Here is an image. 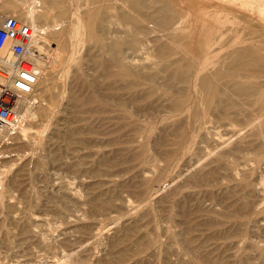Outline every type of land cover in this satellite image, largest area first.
Segmentation results:
<instances>
[{
    "label": "rangeland",
    "instance_id": "1",
    "mask_svg": "<svg viewBox=\"0 0 264 264\" xmlns=\"http://www.w3.org/2000/svg\"><path fill=\"white\" fill-rule=\"evenodd\" d=\"M24 1L7 8L8 1L0 0V13L25 20ZM136 1L149 13L164 7L170 15L179 13L180 42L188 50H239L220 73L260 87L257 93L264 95V57L258 55L264 51V0ZM60 5L64 14L55 11L47 21H56L57 28L37 27L46 53L29 107L20 109L27 132L20 129L1 146L0 264H264V117L229 95L240 115L215 122L189 149L192 135L186 130L174 137L170 122L163 121L168 114L135 112L155 101L185 110L195 104L192 86L185 91L173 79L165 81L167 89L162 75L155 77L157 86L138 78L155 73L158 60L151 54L161 34L128 1ZM123 13L128 24L120 19ZM73 21L79 24L67 46L57 45L56 35ZM136 35L138 48L116 46ZM189 55L180 63L194 78L202 66ZM115 56L125 75L109 62ZM252 60L259 65H247ZM138 79V89H131ZM145 93L151 98L133 102ZM113 96L135 112L134 125L124 111L114 112ZM136 155L145 166L134 161Z\"/></svg>",
    "mask_w": 264,
    "mask_h": 264
},
{
    "label": "bare ground",
    "instance_id": "2",
    "mask_svg": "<svg viewBox=\"0 0 264 264\" xmlns=\"http://www.w3.org/2000/svg\"><path fill=\"white\" fill-rule=\"evenodd\" d=\"M6 1H8L6 2L7 8H19L20 7L19 2L21 0H13V1L6 0ZM118 1H122V2L128 1L132 10L136 12L140 11L141 17L145 19V21H147L148 23L147 27L152 28L151 30H156L158 34H161L160 38H156L154 40L155 47H156L155 53L151 54L153 58H156L158 60V62L155 63L156 66H158L156 67L155 73L153 74L151 73V76H148L147 78L144 77L145 79L142 78L143 76H140V74L137 73L138 78H141V80H144L146 82L154 83V85L157 86V83L155 82V77L162 75L164 82L165 81L169 82L174 79L175 80L174 82L176 85L184 84V87L182 88L185 91L189 90L191 86L194 88L193 93L195 96V104L193 108H190L187 110H185L184 108H171V107L165 108L164 106L162 107L161 105H155V102H156L155 101L151 103L148 106V108H135L136 113L145 111L152 115H160L164 113V114H168L169 116H172V118H168L169 116L166 115L163 121L170 122L174 137L180 136L181 132H185L186 130L189 132V134L192 135L191 139H189L191 143V145L188 146L189 149L191 148L192 145L194 146L195 144H197L199 139L207 137L209 135V126L213 125L215 122L223 123L229 120L233 114H235L236 116L240 115L241 111L239 110V108L241 107L237 106V104H235V101L230 99V96H234V98L241 100L243 102V105L245 104V105H248V107L253 108V112H256L259 115V117H264V95L257 93V91L261 90V88L259 87L256 90L255 88H252L244 83H241L242 82L241 79L235 76L227 75L225 71L220 73V70H224L226 67H228L227 64H229L230 58L236 57L237 52L235 51H239V50H232L231 48L228 49V46H224V45L223 46L218 45L216 47L212 46L209 48H205L204 46H197L195 48L194 47L189 48L188 50L187 46L183 45V43L180 42L183 40L180 38V35L178 32L179 24L181 22V16L179 15V13H176V17H175V15L172 13L170 15L169 7H164V8H160L159 12H157L156 13L157 15H156L155 13L154 14L149 13L143 2H137L136 0H118ZM42 2L44 4V7L42 8V10H37L36 6L39 5V3L42 4ZM61 2L62 0H25L24 3L28 5V8L21 10L24 14L25 20L21 19L18 16L16 17L25 21L26 23L31 24L32 26L36 28L39 27L40 25H43V27L45 28L44 31H47L50 28L55 29L59 26L58 23L53 20L55 25L51 26L47 23V21L50 15L55 11H56V14L54 15L56 16L58 14L59 15L64 14L65 10L61 7L60 5ZM12 13L14 12H11V14ZM3 16L5 15L0 13V20ZM160 16H164V18L159 19L158 17ZM165 16H167L168 18L165 19ZM169 16H172V19L169 18ZM120 17H121L120 19L122 20V23L128 24V22H130L129 21L130 18L127 14L123 13L121 14ZM150 23H154V25L149 26ZM78 24L79 22L73 21L71 26H69L70 27L69 29H65L62 32L58 33L55 37L57 45H60L63 47L67 46L68 41L71 37V34L77 29ZM136 25L137 27H141L140 26L141 24L139 22H137ZM170 28L174 29V31H172L173 34L171 37H170V32H169ZM40 32L42 33L43 30H40ZM145 36H149V35L146 34ZM128 37H129V34H126L125 38H128ZM125 38H120V41L117 42L118 44L116 43V46L118 47L120 51H122V49H124L126 46L133 50L138 48V45L140 44L138 35L131 36L128 40H126ZM163 38L172 39L176 41L177 44L180 43L181 44L179 46L180 49L173 48V47H167L164 42H160ZM224 39L225 37H223V40ZM220 51L224 52V55L221 57H218V59L215 58V55H217ZM45 53H46L45 47L39 45V37L35 36L30 44L28 58L39 70L38 81H40L41 79V74H42L41 72L43 68L42 65L44 64V57H45L44 54ZM190 53L198 57L197 59H195V61L201 64L202 66V69L193 73L194 78L191 74V71L187 68L188 67L187 64H185L186 66L184 67L180 63V61H182L184 58H188V56H190L189 55ZM2 55L4 54L2 53ZM172 55L178 56V60L176 61L173 60L174 62H171L172 60H170V57ZM258 55H261V56L263 55L264 57V51L262 53H258ZM118 57L115 56L109 62L112 63L114 66L119 67L120 69L119 76H122V75H125V71L127 68H124L125 66L121 64L119 60L120 58ZM250 57L256 58V56H253V55ZM257 61L260 62V59ZM257 61H254L252 63L250 62L247 65L249 66L259 65ZM196 62L193 64L196 65ZM39 63L41 64V66H37V65H40ZM129 77H131V74L129 75ZM166 82H165V86L168 89ZM129 86L133 90L138 89V87L140 86L139 79H138V83L131 82ZM219 87L221 88V91ZM107 89L112 90V87L109 85L107 86ZM33 95H34V92L30 96H26V95L19 96L17 99L18 107L20 109L25 108L26 110L29 107V103H30V102L28 103L27 101H29L33 97ZM151 96L152 94L145 93L144 95H141V97L139 96L136 97L133 102H140L141 99L148 100L151 98ZM90 101L95 102V98H90ZM113 101L117 107L113 109L115 110L114 112L119 111V110L124 111L126 114V117L129 119L130 124L134 125L137 122L135 112L129 113L127 111V108H125L126 103L123 101L121 97L113 96ZM20 112L25 117V114L23 113L24 111L20 110ZM97 112L103 113V110H99ZM171 120L173 121V123H171ZM24 126L20 127V129L22 133L26 134L27 131L24 130L23 128ZM30 128L31 127L28 128V131ZM136 129L141 130L142 126H140V124L139 125L136 124ZM19 130L16 132L15 135L18 134ZM12 135H13L12 132L8 130L3 131L1 132L0 140L3 141L6 138L11 139ZM141 151L143 150L140 149V152ZM143 153H145V151ZM2 157L3 156H2L1 146H0V159ZM222 157H223L222 159H225L226 154H222ZM135 159L136 160L134 161L138 163L144 162V161L142 162L137 161V160H140L139 155H136ZM142 165L145 166L144 163H142ZM168 168L170 169V166Z\"/></svg>",
    "mask_w": 264,
    "mask_h": 264
},
{
    "label": "built area",
    "instance_id": "3",
    "mask_svg": "<svg viewBox=\"0 0 264 264\" xmlns=\"http://www.w3.org/2000/svg\"><path fill=\"white\" fill-rule=\"evenodd\" d=\"M37 34L36 27L16 16L5 15L0 20V50L4 46L7 49L6 55L0 52V135L8 130L13 137L26 125L17 99L30 96L38 82L39 70L28 58L30 44ZM8 139L0 140V146Z\"/></svg>",
    "mask_w": 264,
    "mask_h": 264
}]
</instances>
